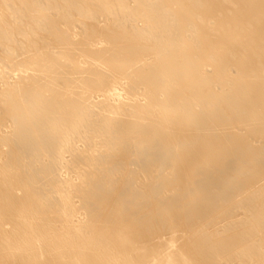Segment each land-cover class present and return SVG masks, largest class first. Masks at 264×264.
<instances>
[{"label": "bare ground", "instance_id": "6f19581e", "mask_svg": "<svg viewBox=\"0 0 264 264\" xmlns=\"http://www.w3.org/2000/svg\"><path fill=\"white\" fill-rule=\"evenodd\" d=\"M0 264H264V0H0Z\"/></svg>", "mask_w": 264, "mask_h": 264}]
</instances>
